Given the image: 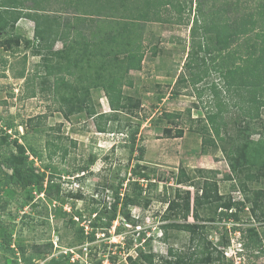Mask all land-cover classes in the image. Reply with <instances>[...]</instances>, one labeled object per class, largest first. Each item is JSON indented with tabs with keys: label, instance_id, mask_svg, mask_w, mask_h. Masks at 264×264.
I'll list each match as a JSON object with an SVG mask.
<instances>
[{
	"label": "rangeland",
	"instance_id": "1",
	"mask_svg": "<svg viewBox=\"0 0 264 264\" xmlns=\"http://www.w3.org/2000/svg\"><path fill=\"white\" fill-rule=\"evenodd\" d=\"M262 1L264 0H206L203 9L208 11L212 4L218 7L225 3H233L238 8L233 7L231 10H235L234 14L241 15L253 11ZM177 2L184 7L183 13L177 14L176 10L169 7L168 12H162L160 15L168 19L171 14L173 17L169 22L145 23L143 39L147 52L142 70L131 72L133 87L124 88L126 95L140 99L138 118L120 114L118 122L107 126L109 133L97 132L94 121L84 113L65 120L61 114L54 111L57 106L54 103V96L48 89L42 90V87L48 84L41 83L45 71H36V65L40 66L42 60L32 53L36 44L33 39L32 21L20 19L14 26L11 42L13 44L16 37H19V48L11 52L0 46V148H4L1 139L7 137L9 142L17 139V142L28 151L30 165H33L39 173L53 176L55 174L53 182L59 185L58 191L52 189L40 193L35 187H29L0 193V221L7 230L6 235L0 234V264H29V257L35 253L33 246H39L42 251L45 245H52L51 248L50 246L46 248L49 253L45 258L46 261L58 258L67 249L78 252L84 241L79 242L74 228L91 227L92 220L85 224L75 222L74 227L65 225L67 218H63L62 212H69L70 205L74 204V209L83 212L84 216H87L89 211H94L92 217L98 216L104 219L116 194L120 198L124 195L129 198L134 195L132 182L138 180V172H143L149 177V180L139 181L145 192L140 197L139 204H130L127 207L134 223L124 221L123 225L117 228L116 234L124 233L128 239L133 240L132 248L126 253L136 258L138 255L136 237L138 233L145 232L146 238L150 239V245L149 248H143V251L154 254L157 264H164L162 259L174 261L175 258L168 255L169 248L180 255L193 251L188 232L168 229L165 234L161 228L163 225L175 222L198 223L210 227L221 226L226 229L232 226L231 223L218 225L206 220L213 216L214 206L199 209L203 220L201 222H194L192 209L186 222L181 216H174V213H171L170 220L163 221L167 201L176 199V189H180L181 195H185L188 191L191 206L197 189L189 186V183H202L207 177V181L215 183L216 192L222 195L224 200L229 197L242 200V190L239 187L242 184L245 185L249 195L263 188L264 171L260 169L253 168L249 171L250 174H259V180L248 181L245 177L247 175L245 168L238 169L240 173L236 177L232 174L223 152V149L227 150L230 145L228 141L222 143L218 141V148L210 147L209 154L201 152V135L196 132L200 125L198 119H203L205 111L211 108L209 106L212 104V98L209 87L212 83L220 87L222 79L217 73L210 71L209 76L197 88H192L188 83H178L179 78L184 77L188 81L190 76L189 70L183 65L187 59L190 27L196 15L197 4L195 0H192V5L190 0H177ZM59 5L54 4L53 0L50 1L46 6L48 11H52L49 14H53ZM190 6L192 12L188 19ZM129 9L134 11L133 8ZM179 16L184 23L189 21L188 25L177 24ZM7 39L8 37L4 40L0 37V41ZM61 46V42H58L55 49H60ZM153 46L157 47L155 57L150 50ZM24 57H26L25 61H23ZM206 63L210 68L208 59ZM22 69L25 71H21ZM20 72L24 73L23 78L17 77ZM71 82H75L74 77L71 78ZM201 87L205 88L199 98L195 89L200 90ZM32 91H35L36 95L29 97ZM174 92L180 94L175 96ZM90 95L99 113L109 112L102 90L92 89ZM223 96H225L223 102L227 105V112L223 116L226 125L223 127L222 135L224 136L226 132L234 139L239 133L244 139L248 138L249 141L258 143L259 135H247L250 132L243 130L246 120L239 118L240 113L235 106L237 99L231 93ZM157 97H161V100L158 101ZM165 114L174 117L167 119ZM29 120L33 121L32 124L41 122L40 126H30ZM256 123V127L261 129V124H264V108L261 109L260 121ZM136 125H139L136 146L143 148L141 160H137L139 155L137 152H130L125 141L126 135ZM178 130L183 131L182 137L175 136ZM47 140L68 149L69 153L64 161H60L61 152H57L51 159L48 157ZM72 141L75 142V147ZM260 143L264 146V140ZM50 149L53 148L50 146ZM83 166H88V170L82 171ZM200 170L215 171L216 174L201 175ZM181 171L190 181L184 185H178L177 182ZM150 183L153 185L151 188L147 186ZM44 186H47L46 183ZM210 194L213 199L216 198L214 191ZM119 203L118 208L121 201ZM250 209L251 205L247 204L242 215V225L245 228L255 229L262 240V252L254 250L252 256L247 253L239 258L240 246L236 243L238 234L225 232L229 244L220 247L218 244L220 235L212 228L207 229L208 241L224 253L229 264H264V220L248 222ZM103 219L98 221L97 225H101ZM7 234H10L9 246L5 244ZM98 240L90 244L92 250L89 248V255L84 257L83 254L78 253L79 257L83 258L82 261L86 260L93 264V261L99 260L104 254L103 246L100 247L104 239ZM7 246L15 250V256L5 250ZM114 253L110 257H116L115 262L124 264L122 261L127 255L116 250ZM45 259H34L31 263L44 264Z\"/></svg>",
	"mask_w": 264,
	"mask_h": 264
},
{
	"label": "trees",
	"instance_id": "2",
	"mask_svg": "<svg viewBox=\"0 0 264 264\" xmlns=\"http://www.w3.org/2000/svg\"><path fill=\"white\" fill-rule=\"evenodd\" d=\"M50 1L52 0H0V37L3 40L8 37L5 40L6 43H3L5 42L3 40L0 41V46L11 52L19 48V37H16L13 44L11 42L14 26L20 19L32 21L34 23L33 39L36 43L32 53L34 56L41 57L42 60L40 66L36 65V71H45L41 83L48 84L46 87L43 86L42 90L46 88L54 96V103L57 104L54 108L55 112L61 114L65 120L84 113L86 117L94 121V126L99 133H109L107 126L118 122L120 114L138 118L140 99L126 95L124 88L133 87V78L130 73L142 70L147 52L143 39L145 23L169 22L173 16L170 14L169 18L165 19L160 16L161 13L168 12L167 8L171 7L177 11V14H181L184 12L181 3L177 0H53L54 4L60 5L53 14H49L52 11H48L46 6ZM201 1L200 3L199 0H195L197 10L190 27L189 49L183 65L189 70L190 76L188 81L181 77L177 82L188 83L192 88H197L209 76L210 71H214L221 77L220 87L215 83L209 87L212 98V104L210 102L211 106H209L211 108L205 111L203 119H198L200 125L196 132L201 135V152L209 154L210 147L218 148V141L220 143L228 141L230 145L227 150L223 149V152L232 174L236 177L240 173L238 169L245 168L247 171L245 177L248 181L259 180V174H250L249 171L253 168L264 171V146L260 143L264 140V124H261V129L256 127V122L261 118V109L264 108V1L258 3L253 11L241 15H236L235 10H231L233 7L238 8L236 4L225 3L218 7L212 4L206 11L203 9L206 0ZM190 3L192 5V0ZM129 8H133L134 11ZM188 12L189 19L192 12L191 6ZM178 19L177 24L188 25L189 23V21L184 23L181 16ZM58 42H61L62 46L55 50ZM150 50L155 57L157 47L153 46ZM25 59L26 57L23 61ZM207 59L210 61V68L207 67ZM21 71L24 72L25 69ZM23 72L18 73L17 77L23 78ZM73 77L74 83L71 82ZM204 88L201 87V91L195 89L199 98ZM92 89L102 90L109 112L99 113L96 110L90 95ZM227 93H231L237 99L235 106L240 113L239 118L246 120L244 132H250L247 135H259L258 143H253L248 138L244 139L239 133L234 139L226 132L224 136L222 135L223 127L226 125L223 116L227 112L223 94ZM179 94L174 92L175 96ZM35 95V91H32L29 97ZM157 100L160 101L161 97H157ZM164 116L167 119L174 117L171 114ZM32 122L29 120L28 124L36 127L41 123L38 121L32 124ZM138 134L139 125H136L126 135L125 141L128 143L130 152H137L139 154L137 160H141L143 148L136 146ZM182 134L183 131L178 130L175 136L182 137ZM1 144L4 148H0V193L29 187H35L40 193L52 189L59 190V185L53 182L55 174L53 176L39 173L33 165H30L29 153L17 142V139L9 142L5 137L1 139ZM72 145L75 147L74 141ZM50 146L53 149H50ZM46 147L50 159L57 152H61L60 161H64L68 156L69 151L63 145L52 144L50 140H47ZM33 154L37 156L36 153ZM88 168L83 166L81 170L87 171ZM199 173L201 175L202 173L216 174L215 171L203 170ZM137 176L138 180L132 182L134 195L130 198L127 195L120 198L116 194L109 213L104 219L98 216L92 217L95 214L94 211H89L87 216H84L83 212L74 209V204L70 205L69 212H62L63 218H67L65 225L74 227L75 222L86 223L92 220L90 223L92 230L88 234H84L83 227L74 228L79 242H93L97 233L108 235V229L117 217L134 223L128 214L127 207L130 204H139L140 197L145 192L139 181L149 180L147 174L143 172H138ZM207 178L202 183H191L186 174L181 171L178 176V185H184L188 181L189 186L195 187L197 192L190 206L188 191L185 195H181L180 189H176V199L167 201L163 221L170 220L171 213H174V216H181L186 222L192 209L194 222H201L199 209L214 206L213 216L206 220L218 225L231 223L232 226L226 229L221 226L210 227L198 223L175 222L163 225L161 228L165 234L168 229L188 232L193 248L192 252L185 255L177 254L169 248L168 255L175 259L173 262L162 259L164 264H229L224 253L208 241L206 234L208 228H212L216 234L220 235L218 243L220 247H226L229 244L224 235L225 232L238 234L236 243L240 246L239 258L247 253L252 256L254 250L263 251L262 240L255 229L245 228L242 225V215L245 213L247 204H250L251 215L247 217V221L264 220V179L263 188L253 191L251 195L247 193L244 184L240 185L242 200H234L231 197L224 200L223 196L216 192L215 183L207 181ZM45 183L47 186H44ZM147 186L153 187L152 183ZM211 191L215 192V199L211 196ZM120 201L121 205L118 208ZM102 219L101 225H97V222ZM236 223L238 225H235ZM6 231V227L0 221V234L6 235ZM7 236L5 244L9 246L10 234ZM136 243L138 255L135 259L129 256L128 264H157L154 254L143 251V248H149L150 245V239L146 238L145 232L138 233ZM132 245L133 240L127 238L125 249L130 250ZM8 246L5 250L15 256V250L9 249ZM49 246L51 248L52 245H45L42 251L39 246H33L35 253L29 257V264H32L31 260L34 259H45L49 254L46 250ZM102 246L106 249V246ZM20 250L23 252L22 248ZM115 258L110 257V260L115 262ZM44 264H69V256L61 254L58 258H51ZM96 264H101V261H97Z\"/></svg>",
	"mask_w": 264,
	"mask_h": 264
},
{
	"label": "built area",
	"instance_id": "3",
	"mask_svg": "<svg viewBox=\"0 0 264 264\" xmlns=\"http://www.w3.org/2000/svg\"><path fill=\"white\" fill-rule=\"evenodd\" d=\"M123 223H124V219L121 217H117V219L115 221H113L111 227L108 229V235H105L103 233H97L96 239L93 242H87V241L83 242L82 245L79 247L80 250L78 252L75 253V252H73L74 251L73 249H67L66 251H63L61 254L69 256V263L70 264L71 263L75 264L76 262H78L79 264H91L90 262H87L86 260L82 261L83 258L79 257L78 253H81V255L83 254L84 257L89 255V253H90L89 248H90V250H92V248L90 247V244L91 243L94 244V243L99 241L98 240L99 238H101V239L103 238L104 243L102 242L101 244L106 246V249L103 248L102 251L104 254L99 259L101 261V264H118V262H112L110 260V256H113V254H115L114 250L119 251V253H122L123 255H127L126 252L129 251V250L125 249L127 236H125L124 233L116 234V233H118L117 228L120 225H123ZM83 228L85 229L84 234H88L92 230L91 227H89V226H85ZM89 228H90V230H89ZM101 244H100V247L102 246ZM128 257H129V255H127L125 257V259L122 261L124 264H128V262H127ZM131 258H133V257H131ZM133 259H135V258H133ZM99 260L93 261V264H96V262Z\"/></svg>",
	"mask_w": 264,
	"mask_h": 264
},
{
	"label": "crops",
	"instance_id": "4",
	"mask_svg": "<svg viewBox=\"0 0 264 264\" xmlns=\"http://www.w3.org/2000/svg\"><path fill=\"white\" fill-rule=\"evenodd\" d=\"M56 50V49H55Z\"/></svg>",
	"mask_w": 264,
	"mask_h": 264
}]
</instances>
